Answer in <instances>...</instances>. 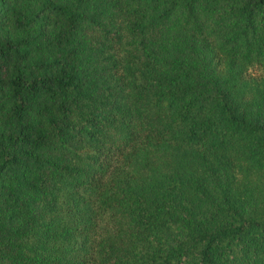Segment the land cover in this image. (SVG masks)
I'll list each match as a JSON object with an SVG mask.
<instances>
[{
	"label": "trees",
	"instance_id": "1",
	"mask_svg": "<svg viewBox=\"0 0 264 264\" xmlns=\"http://www.w3.org/2000/svg\"><path fill=\"white\" fill-rule=\"evenodd\" d=\"M0 264H264V0H0Z\"/></svg>",
	"mask_w": 264,
	"mask_h": 264
},
{
	"label": "rangeland",
	"instance_id": "2",
	"mask_svg": "<svg viewBox=\"0 0 264 264\" xmlns=\"http://www.w3.org/2000/svg\"><path fill=\"white\" fill-rule=\"evenodd\" d=\"M168 26H172V23L168 22ZM166 32L168 31H158V33H161L159 34L161 43L163 45L168 44V46L173 47L174 50L178 52H183V55L186 56L188 60L193 59V61H195L197 58H194V56L196 57V55H199V57L201 56L200 58L202 59L206 57V55H208L209 48L204 43V40L202 38L191 37L186 33H183L176 37L180 32H175L172 30H170L169 33Z\"/></svg>",
	"mask_w": 264,
	"mask_h": 264
}]
</instances>
